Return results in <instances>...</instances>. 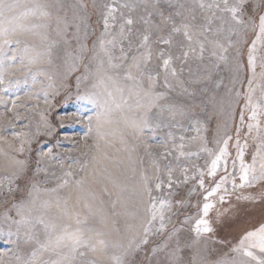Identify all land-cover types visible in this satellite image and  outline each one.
<instances>
[{
    "label": "rangeland",
    "instance_id": "374dc122",
    "mask_svg": "<svg viewBox=\"0 0 264 264\" xmlns=\"http://www.w3.org/2000/svg\"><path fill=\"white\" fill-rule=\"evenodd\" d=\"M0 264H264V0H0Z\"/></svg>",
    "mask_w": 264,
    "mask_h": 264
},
{
    "label": "bare ground",
    "instance_id": "6f19581e",
    "mask_svg": "<svg viewBox=\"0 0 264 264\" xmlns=\"http://www.w3.org/2000/svg\"><path fill=\"white\" fill-rule=\"evenodd\" d=\"M166 48V47H165Z\"/></svg>",
    "mask_w": 264,
    "mask_h": 264
}]
</instances>
